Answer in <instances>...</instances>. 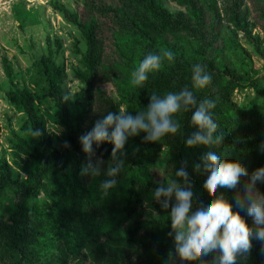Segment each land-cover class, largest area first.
Wrapping results in <instances>:
<instances>
[{
	"label": "trees",
	"instance_id": "obj_1",
	"mask_svg": "<svg viewBox=\"0 0 264 264\" xmlns=\"http://www.w3.org/2000/svg\"><path fill=\"white\" fill-rule=\"evenodd\" d=\"M163 1L75 0L82 6L81 16L66 7L54 5L53 8L85 39L82 69L75 74L85 87V101L83 104L68 103L61 87L62 70L52 60L53 54L42 57L39 62L48 84L47 95L62 116L60 124L65 139L64 146H60L51 141L41 125L32 95L26 90L8 94L13 108L26 116L31 132L39 131L40 134L34 135L39 148L29 147L38 164L31 185L14 177L6 161L0 159V264H104L106 261L131 264L128 250H141L138 241L144 239L141 234L159 229H166L167 242L152 241L146 249L143 245L144 250L151 249L154 253L141 264H217L218 251L191 261H181L175 254L169 219L171 209L162 207L153 198L159 186H154L152 175L145 166L129 172V177L105 197L100 189H94L99 186L98 181L93 186L82 181V169L90 158L83 153L79 138L90 131L97 120L103 119L108 112L120 110L135 116L146 110L153 93L162 96L186 87L194 91L198 100L210 98L216 101L213 118L218 124L217 143L212 146L187 145V139L197 130L191 120L195 110L192 108L176 114L177 133L159 142L146 141L145 134L140 133L130 137L115 158L110 143L99 148L94 145V153L113 166L123 160L125 167L137 164L145 155L156 159L162 149H167L165 172L168 181L175 179L183 186V179L176 177L175 172L180 168L187 171L193 190V209L207 199L222 195L233 205V211L239 213L248 226L255 228L251 218L235 206V197L243 195L251 175L264 167V152L260 150L264 143V74L249 69L250 62H245L244 57L241 68H236L231 59L235 60L237 45L229 38L231 42L226 45L224 41L222 46L218 31L222 19L209 9L210 16L198 8L204 0H177L189 11V20L179 13L170 14L163 7ZM261 4L257 8L264 24V0ZM240 7L229 10L227 19L234 32L243 33L264 60V46L259 38L250 39V24ZM101 19L113 25L111 37L107 39L109 52L98 33ZM174 33L182 34L177 38L179 44L175 47L163 44V36ZM48 45L47 52L51 48L49 40ZM57 49H60L59 45ZM165 50L174 53V61L163 59L161 69L150 73L142 88L132 86L131 73L144 56L148 53L162 55ZM222 51L225 55L220 58ZM195 64L202 65L212 76L211 84L205 89H192ZM2 66L11 83L13 70L6 58ZM105 84L113 91L109 95L99 88ZM248 88L253 90L254 97L239 106L234 101V92ZM93 105L97 107L98 116L90 111ZM212 147H219L226 161L238 162L246 169L248 176L241 178L236 189H217L213 193L203 187L206 178L203 157ZM15 149L22 151L19 146ZM196 165H200L199 169ZM255 188L264 193V182L258 181ZM144 208L150 210L148 219L135 222L127 238L121 236L122 227ZM251 244L249 253L238 255L237 264H264V242L251 240ZM162 250L169 255L155 253Z\"/></svg>",
	"mask_w": 264,
	"mask_h": 264
},
{
	"label": "rangeland",
	"instance_id": "obj_2",
	"mask_svg": "<svg viewBox=\"0 0 264 264\" xmlns=\"http://www.w3.org/2000/svg\"><path fill=\"white\" fill-rule=\"evenodd\" d=\"M261 1L204 0L198 6L207 15L210 16L212 14L208 12L209 9V11L216 14V17L222 19L218 27L219 36L223 47L224 41H226V45L231 42L228 41L229 38L236 43V57L234 61L231 59L232 63H235L236 68H241L240 63H243L244 57V59L246 58L245 62H250L249 69L256 74H264V60L254 51L252 42L246 39L243 33L234 32L226 13L235 6H241L240 11L250 24V39L259 38L264 46V31L262 30L264 24L257 8V5H262ZM56 4L66 7L80 16L83 14L82 6L75 0H0V159H4L14 174L13 176L27 186L32 184V175L38 166L37 162L33 160V153L30 148H39V143L29 126L27 127L26 116L9 103L8 94L16 91H28L33 97L40 117L39 121L45 132L54 144L60 146H64L65 139L64 130L60 124L62 116L60 111L56 109L53 99L47 95L48 84L40 66L39 61L41 58L48 57L50 53L53 54L52 60L62 70L61 87L67 96L66 100L68 103L74 101V103L83 104L85 101V87L75 78L77 71L82 69V55L86 50L85 39L77 28L68 23L53 8ZM163 7L169 10L170 14L179 13L189 20V11L180 6L177 0H164ZM191 21L195 23L194 19ZM98 22L100 23L99 36L105 40V48L109 52V41L107 39L111 37L113 25L105 19H101ZM180 35L182 34L174 33L163 36V44L175 47V44H179L177 38ZM209 37L210 35L207 38ZM48 40L51 47L49 52H47L49 47ZM218 40L220 39L218 38ZM57 45L60 46L59 50ZM222 55H225L223 51L219 57L222 58ZM4 58L10 62L13 70L11 83L7 80L2 66ZM99 88L103 89L108 95L113 92L108 84L100 85ZM253 97L254 93L250 88L234 92V101L239 106L248 103ZM95 107L93 105L90 111L91 113L93 112L92 115L96 114L98 116L97 107ZM20 139L26 144L23 145ZM17 146L21 147L23 152L16 150L15 147ZM28 152L31 154H28ZM167 155L168 150L162 149L156 159H151L145 155L141 161H137V164L125 166L114 177L117 181L116 186L129 177V172L135 171L141 166H145L148 173L152 175L154 186H166L168 181V176L165 172ZM90 160L93 165H96L98 161L101 162V174L97 177L83 175L82 181L87 186L98 181L99 186H95L94 189L99 191L101 182L110 178L107 176V170L113 165L104 162L103 157L97 153H94ZM41 197L42 195H40ZM157 203L161 205V203ZM149 212L150 210L147 208L138 211L132 220L122 227L119 234L127 238L128 231L135 225V222L146 221ZM105 216H108V213ZM141 236L144 237L142 240L138 239L142 245L140 246L141 250H128L131 264L145 263L147 256H151L154 253L151 249L144 250L143 245L146 249L147 245H150L152 241L165 244L168 239L166 229H159L153 233L149 231L147 234L142 233ZM155 253H158L159 256L169 255L165 250L155 251ZM104 264L111 263L106 261Z\"/></svg>",
	"mask_w": 264,
	"mask_h": 264
},
{
	"label": "clouds",
	"instance_id": "obj_3",
	"mask_svg": "<svg viewBox=\"0 0 264 264\" xmlns=\"http://www.w3.org/2000/svg\"><path fill=\"white\" fill-rule=\"evenodd\" d=\"M173 62L175 55L165 50L162 55L148 53L139 62L138 67L131 73V85L142 88L149 79L150 73L159 71L162 61ZM192 89H205L212 81V76L200 64L192 67ZM67 99V98H66ZM216 101L210 98L198 100L193 90L187 87L178 92H168L164 95L153 93L146 110L139 111L133 116L126 110L108 112L103 119L97 120L90 131L79 138L83 153L89 158L94 154V145L99 148L104 143L113 145V157L122 150L130 137L144 133V139L159 142L162 138L176 134L179 124L176 114L192 108V124L196 132L186 143L192 146H212L218 142V124L213 118ZM39 135V131L32 133ZM67 147V143L65 144ZM264 152V143L260 145ZM206 178L203 187L215 193L217 189H236L241 178L247 177L246 169L238 162H229L223 158L219 147H212L203 157ZM100 161L96 165L86 164L82 174L99 176ZM124 167L123 160L109 167L107 176L101 182L100 192L105 197L116 186L114 177ZM200 165H196L199 169ZM182 178L184 185L175 179L167 182L166 186L158 187L153 198L164 208H171L170 222L175 241V254L181 261H191L195 257L207 256L211 252L220 253L217 264H237L238 255L247 254L252 247L251 240L264 242V193L256 191V183L264 182V167L258 168L244 186L243 195L235 197V206L250 217L255 228L248 226L245 219L233 211L230 204L222 195L207 199L193 209V190L184 168L175 172ZM174 200V203H173Z\"/></svg>",
	"mask_w": 264,
	"mask_h": 264
}]
</instances>
